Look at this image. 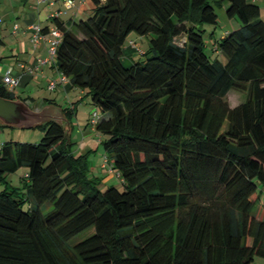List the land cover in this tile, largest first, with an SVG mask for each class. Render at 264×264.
Listing matches in <instances>:
<instances>
[{"label":"trees","instance_id":"trees-1","mask_svg":"<svg viewBox=\"0 0 264 264\" xmlns=\"http://www.w3.org/2000/svg\"><path fill=\"white\" fill-rule=\"evenodd\" d=\"M91 2L86 18H54L62 33L54 66L100 110L93 109L99 117L91 123L92 112L90 124L101 137L102 166L117 171L123 188L102 190L86 161L71 153L75 104L62 108L69 124L38 125L44 129L39 142H3L0 264H253L264 258V212L257 216L264 192L258 1ZM216 3H226L240 25L214 39L211 56L203 25L218 24ZM131 32L149 35L150 46L145 61L128 65L123 54ZM0 95L28 99L2 79ZM23 166L22 184L13 185L8 174Z\"/></svg>","mask_w":264,"mask_h":264},{"label":"rangeland","instance_id":"rangeland-1","mask_svg":"<svg viewBox=\"0 0 264 264\" xmlns=\"http://www.w3.org/2000/svg\"><path fill=\"white\" fill-rule=\"evenodd\" d=\"M91 1V0H90ZM260 5V16L264 20V0H258ZM88 6H86L87 8ZM227 4L221 3L215 5L216 12L218 14V24L214 27L209 24L203 25V38L205 41V51L211 56H215L214 51H212V44L214 39L220 38L226 32L233 30L240 25V21L235 17H229L226 13ZM63 11L66 13L63 15V18H68L72 9H68L66 6L63 8ZM47 16V14H46ZM20 24V23H18ZM19 26V25H18ZM13 27L5 26L4 24L0 25V39L4 40V43L0 41V80L6 74L8 69L13 68L14 63H18L16 60V56L19 55L18 52V39H21L20 33L22 29H19L17 32H12ZM185 37L181 35L179 37ZM182 37V38H183ZM182 38H177V42H182ZM32 40V39H31ZM33 42V41H32ZM135 42V47L138 51H136L135 60L137 61H145L146 55L144 52L148 50L150 46V36L149 35H140L136 32H131L126 40L125 47H127L128 43ZM134 44V43H133ZM22 45V44H21ZM14 54V55H13ZM17 54V55H16ZM221 57V55H219ZM21 58V54H20ZM43 58V57H41ZM44 58H50L49 52L47 50V55ZM49 64L52 65L53 61L49 60ZM52 67V66H51ZM12 75L15 76V73L12 72ZM58 76V75H57ZM56 76V77H57ZM55 76L49 77L47 79V84L45 82L40 85L35 86L31 84V86L27 89V91H23L21 86H15L12 91H15L17 94L21 96L30 95L35 100L38 97L54 99L57 104L61 108L70 107L75 104L76 111L71 117V127L69 128V139H70V147L71 153L75 157H82L83 161L87 163L88 170L92 175L100 176L101 183L100 188L105 190L109 185H115L119 189L123 188L121 179L117 176L116 170H110V166L106 163L105 167L102 165L105 163L103 156V145L101 141L100 134L96 131L95 128L90 124V119L92 117L93 109H97L91 101L90 95L83 94L80 92V88H65L61 89L59 86H63V84H59L54 90H50L47 85L50 79L56 78ZM234 91V90H232ZM239 95L244 99L245 92H238ZM233 97V96H232ZM242 99V100H243ZM33 109L36 105V101L30 100L27 102ZM100 115V110L97 109ZM44 135V129L42 126H35L32 128H19V127H10L6 125L0 126V145L6 141H18V142H39ZM27 171V167H20L17 171L8 174V180L16 186L22 184L21 178L25 175ZM51 207H49L50 209ZM48 209V208H47ZM45 209V210H47ZM48 209V210H49ZM92 232V229L86 230L80 234H78L75 238H73L72 242H77L82 238L86 237L88 234ZM262 258H257L255 261H258ZM264 259V258H263ZM254 261V262H255Z\"/></svg>","mask_w":264,"mask_h":264},{"label":"crops","instance_id":"crops-1","mask_svg":"<svg viewBox=\"0 0 264 264\" xmlns=\"http://www.w3.org/2000/svg\"><path fill=\"white\" fill-rule=\"evenodd\" d=\"M68 3H70L69 7H67ZM65 6L68 9H72L71 15L68 18H63V15L66 14L63 11L59 17L70 22L72 20H78L82 17L86 18L92 11L93 3L90 0H45L42 2H39V0H0V25H12V27L19 25V29H22L20 33H16L20 34L21 39H18V45L20 44L17 48L19 55L16 54V60L18 63L13 64L12 72L15 73V76L19 77V83L17 86H21L23 91H27L31 84L35 86L40 85V80H42L41 83L45 82L47 84V79L49 77H56L58 75L54 62L52 65H50L49 62L40 65L39 69L33 73H29L27 71L29 66H33L38 63V59L40 57H46L49 40L42 39L37 44H34L31 40L32 34L27 31L26 28L31 23H40L46 33L48 29L56 26L54 18L52 19L49 17L50 13L53 11L63 10ZM86 6L88 7L86 8ZM12 32H14V30ZM0 41L4 43L3 39H0ZM133 43H128L127 47L124 48L123 62L128 65L137 61L135 60V55L138 50L134 46L135 42ZM59 87L67 90V88L70 87V83L66 82L63 86L61 85ZM80 92L83 94L85 93L81 89ZM23 97L28 98L27 102L30 100L36 101V103L39 102V104L34 107L36 110L41 109L45 105L51 104L47 103L48 98H43L41 96L38 97L37 100L30 95ZM54 101L56 102V100ZM56 105L59 106L57 102ZM93 176L101 178L97 175ZM262 203L263 204L260 207L257 216H261L264 212V192H262ZM253 264H264V259H259L258 261L253 262Z\"/></svg>","mask_w":264,"mask_h":264},{"label":"water","instance_id":"water-1","mask_svg":"<svg viewBox=\"0 0 264 264\" xmlns=\"http://www.w3.org/2000/svg\"><path fill=\"white\" fill-rule=\"evenodd\" d=\"M52 121L67 125L69 120L61 107L56 104L33 109L22 98H7L0 95V123L10 127L32 128Z\"/></svg>","mask_w":264,"mask_h":264},{"label":"built area","instance_id":"built-area-1","mask_svg":"<svg viewBox=\"0 0 264 264\" xmlns=\"http://www.w3.org/2000/svg\"><path fill=\"white\" fill-rule=\"evenodd\" d=\"M42 1H45V0H39V2H42ZM69 5H70V3H68L67 7H69ZM62 13H63V10L53 11L50 13L49 17L53 19L55 17H59ZM13 30H14V32H17L19 30L18 25H15L13 27ZM26 30L31 32V34H32L31 39L34 42V44H37L42 39H48L49 40L48 52H49L51 59L40 57L38 59V63L36 65L29 66L27 68V71L29 73H33L37 69H39L40 65L49 62V60H52L54 62V59H55V56L57 53V48H58L59 43L61 41L62 33L57 26H54V27L48 29V31L45 33L44 28L42 27V25L40 23L29 24L27 26ZM66 82H68V78L64 74L58 73V76L56 78L50 79L48 81L47 87L50 90H54L59 84H64ZM2 83L9 90H12L15 86L18 85L19 77L13 76L12 75V69L10 68L6 71V74L2 77ZM98 117H99L98 114L96 113V111H94L93 117L91 119V123L95 124ZM105 162H107L106 158H105Z\"/></svg>","mask_w":264,"mask_h":264}]
</instances>
